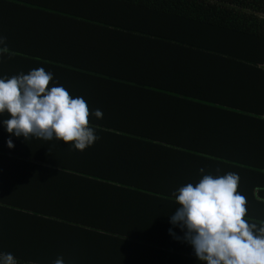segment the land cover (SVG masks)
I'll list each match as a JSON object with an SVG mask.
<instances>
[{
  "label": "crops",
  "instance_id": "crops-1",
  "mask_svg": "<svg viewBox=\"0 0 264 264\" xmlns=\"http://www.w3.org/2000/svg\"><path fill=\"white\" fill-rule=\"evenodd\" d=\"M105 4L107 0H0V36L6 37V46L9 49L7 53H0V78L28 74L31 70L44 68L46 72L53 74L49 87L62 86L73 98L82 97L86 101L90 112L93 113L89 120L95 117V110L99 109L103 113L102 118L95 117L101 124L92 120L99 139L84 151L76 150L73 145L55 139L28 140L25 143L27 148L30 147L28 143H35L38 149L39 158L32 161L33 165L38 167V170L57 169L64 173L71 171L62 168L69 166L68 163L73 168L74 164L92 166L86 168L88 173L84 176L97 173L105 176H137V164L165 165V176H173L179 186L181 182L178 177L197 176L194 182L181 183V187L188 183L195 185L203 175L217 177L237 171L238 191L247 200V211H255L259 206L253 202V198H257V191L245 187L246 179H242V172L237 170L236 163L213 155L229 154L233 151V155L248 154L246 158H249L253 150L259 147L261 133L258 124L255 122L251 127L247 120V117L251 116L250 112L257 110V104L264 105V70L259 69L264 68V61L261 52L257 57V44L241 42L234 30L220 21L219 16L207 23L200 22L203 48L209 53L210 59L214 60L215 57L227 54L234 62L214 60L207 64L199 50L172 45L176 56L181 47V55L166 59L165 72L169 82L178 83L183 87L199 77L203 79L202 89L194 94H140L134 91V77L130 76L132 79L126 81L132 66L136 64L139 70L136 47L130 50L131 53H125L122 45L106 39L126 35V31L115 28L116 23L122 21L123 14L103 16L116 20L115 23L103 20L109 22L110 26L97 24L94 27L87 22L89 14H96V8L103 12ZM155 59L159 60L152 53L147 58V68L141 70L147 81L152 72L150 63L153 64ZM252 59L257 62L251 61ZM143 83L150 89L149 83L142 80L140 88ZM143 100V109L137 114L133 113L131 108L139 106ZM125 111L134 115V121L122 125L120 118ZM147 112H153L152 115L159 114L158 117L163 121L161 125H165V128L162 129L161 125L155 127V120H141L139 115ZM3 116L8 117L7 114ZM171 116L194 127H190L185 143L175 145L172 141L166 144L157 139L149 140L138 136L134 139L127 131L143 132V126L147 123L148 134L160 136L168 141L173 140L174 132L167 123L165 124V120ZM238 134L242 139L238 138ZM33 146L31 144V147ZM223 150L227 153L222 152ZM2 154L0 153V156ZM107 154L117 155L118 160L115 159L114 162ZM242 156L235 161L249 162L244 166L248 170L252 164L259 161V158L246 159ZM125 160L130 166H121ZM201 168L204 169L203 173L200 172ZM72 175L79 176L76 173ZM12 176V170L0 171V188L9 189L10 183L14 182ZM243 176L252 175L245 172ZM86 179L89 178L83 177L85 184ZM73 189V197L77 199L78 204L85 206L82 197L78 195L79 184L73 182ZM42 196L53 198L55 208L58 209L63 199L60 184H48ZM37 197L38 195L30 194L29 199L34 201ZM44 209L47 208L38 205L37 209L28 211L45 212ZM40 218L39 221H43L44 225L35 228L27 224L28 232L22 233L21 238L28 235L37 237L46 245L52 243L50 253L56 258L57 218ZM49 239L51 240L48 241ZM116 240L120 246L108 264H119L118 260L122 257L134 258V264H146L149 261L151 264H161L159 260L166 253L163 248H156L155 258L148 256L145 252L146 246H150L148 243H156L149 239L127 235ZM190 249H193L191 245Z\"/></svg>",
  "mask_w": 264,
  "mask_h": 264
},
{
  "label": "trees",
  "instance_id": "trees-1",
  "mask_svg": "<svg viewBox=\"0 0 264 264\" xmlns=\"http://www.w3.org/2000/svg\"><path fill=\"white\" fill-rule=\"evenodd\" d=\"M95 12L96 14H89L87 20L88 24L94 27L97 24L110 26V23L116 22V20L104 18L105 15L123 14L122 21L116 23L115 28L126 31V35L106 39L122 45L125 53H129L133 47H136V56L138 55L140 62L139 70L136 64L132 66L126 81L134 77L136 81L134 91L140 94H147V92L194 94L202 89L203 79L199 77L183 87L178 83L169 82L168 74L165 72L166 59L181 55V47L176 56L172 51V45L199 50L207 60V64L214 60L234 62L233 58L227 54L215 57L214 60L210 59L209 53L203 48L200 22L207 23L215 16H219L221 22L234 30L241 42L257 44L259 48L257 57L261 52L262 61H264V0H107L103 12L98 8ZM105 19L110 23L103 21ZM152 53L159 60L155 59L153 64L150 63L152 72L147 81L141 70L147 68V58ZM251 61L257 62L254 59ZM259 69L264 70L263 67ZM262 72L264 74V71ZM141 80L149 83L151 91L145 83L140 88ZM144 103L143 100L139 106L131 108L132 112L139 113ZM206 107L209 106L206 105ZM256 109L250 112L251 116L247 117V120L251 127L255 122L258 124L259 133H261L259 147L253 150L249 158H246L248 154L241 156L246 159L259 158V161L252 164L248 170L244 166L249 162L235 161L241 156L233 155V151L228 154L226 150H223L222 152L227 154L221 153L213 157L236 163L235 167L242 172V179H246L245 187L254 192L257 191V198H253V202L259 206L255 211H247L246 220L252 223L253 219V223L259 227L264 223V118H262L264 105L257 104ZM152 113H141L139 117L141 120H155V127L160 126L163 121L158 117L159 114L152 115ZM6 118L8 117L0 115V153H3L0 156V171L12 170L14 182L10 183L9 189L0 188L1 253L13 254L18 264H53L58 257H63L65 264H108L120 246L116 239L129 235L156 242L148 243L150 246H146L145 249L146 254L152 258L156 256V248H163L166 253L159 260L161 264H204L194 255L190 245L169 234L170 228L178 237H183L184 234L179 227H174L170 223V217L178 207L172 193L181 187V183L194 182L197 176L178 177L177 179L181 182L179 186L175 183L173 176H165L166 166L157 164H137L135 166L137 176H112V174L105 176L100 173L84 176L88 173L86 168L92 166L74 164L73 168L69 163L67 164L69 166L62 167L71 170L67 173L48 168L38 170L39 168L32 163L39 158L36 144L28 143L30 147L27 148L25 143L28 141H23V137H10L3 125V120ZM120 119L123 125L134 121V115L125 111ZM92 120L97 124L102 123L95 117H91L89 126L93 130ZM166 123L174 132V139L170 141L148 134L147 123L143 126V132L127 131L134 139L138 136L149 140L157 139L166 144L173 141L175 145H178L186 142L190 127L194 129L193 126L179 122L172 116L165 120ZM160 127L164 129L165 125ZM181 132H183L182 135ZM9 138L12 139L14 148L10 149L7 146ZM238 138L242 139L240 135ZM31 141L37 140L32 138ZM31 144L34 146L31 147ZM107 157L114 162H116L115 159L118 160L117 155L107 154ZM123 163L122 167H125V164L130 166L126 160ZM113 166L115 168V165ZM245 172L252 176H243ZM75 173L79 176L72 175ZM235 173L238 174L237 171ZM83 177L89 178L86 179V184ZM248 177L250 179H247ZM73 182L79 184L78 195L82 197L85 206L78 204L77 199L73 197ZM0 183H2L1 179ZM57 183L60 184L63 198L58 209L55 208L53 198L42 196L48 184ZM30 194L38 195V197L34 201L30 200ZM38 205L47 208L44 209L45 212L30 213L28 211L37 209ZM113 209L119 212H112ZM40 216H47L54 220L55 217L57 218L56 258L50 253L52 243L46 245L37 237L28 235H23L21 238L22 233L28 232L27 224L35 228L44 225L43 221H39ZM118 261L119 264H134V258L122 257ZM146 264H151V261Z\"/></svg>",
  "mask_w": 264,
  "mask_h": 264
},
{
  "label": "clouds",
  "instance_id": "clouds-1",
  "mask_svg": "<svg viewBox=\"0 0 264 264\" xmlns=\"http://www.w3.org/2000/svg\"><path fill=\"white\" fill-rule=\"evenodd\" d=\"M0 45H5L0 53L9 51L6 37L0 36ZM52 79L44 68L0 78V115L8 116L3 125L10 137L55 139L84 151L99 139L89 126L93 113L82 97L73 98L62 86L49 87ZM94 115L99 119L103 113L97 109ZM7 146L14 148L11 138ZM238 186L235 173L203 175L172 193L178 207L170 223L184 234L178 237L171 228L169 234L190 244L204 264H264V223L258 227L245 219L247 200ZM0 264L18 262L13 254L0 253ZM53 264H65L63 257Z\"/></svg>",
  "mask_w": 264,
  "mask_h": 264
},
{
  "label": "rangeland",
  "instance_id": "rangeland-1",
  "mask_svg": "<svg viewBox=\"0 0 264 264\" xmlns=\"http://www.w3.org/2000/svg\"><path fill=\"white\" fill-rule=\"evenodd\" d=\"M16 258V257H15ZM16 260H17V258H16Z\"/></svg>",
  "mask_w": 264,
  "mask_h": 264
}]
</instances>
